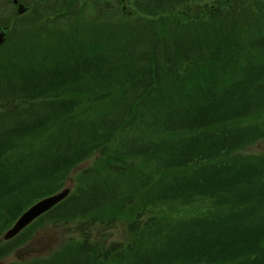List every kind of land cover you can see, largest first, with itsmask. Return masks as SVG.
Instances as JSON below:
<instances>
[{"label":"trees","instance_id":"1","mask_svg":"<svg viewBox=\"0 0 264 264\" xmlns=\"http://www.w3.org/2000/svg\"><path fill=\"white\" fill-rule=\"evenodd\" d=\"M126 1L133 16L121 0H25L30 13L0 17L13 22L0 46V261L25 242L4 231L71 180L28 230L76 234L6 264H264V153L247 151L264 140V0ZM180 203L190 218L164 222ZM147 212L164 213L155 229L140 226ZM119 220L129 245L104 247L94 229Z\"/></svg>","mask_w":264,"mask_h":264},{"label":"rangeland","instance_id":"2","mask_svg":"<svg viewBox=\"0 0 264 264\" xmlns=\"http://www.w3.org/2000/svg\"><path fill=\"white\" fill-rule=\"evenodd\" d=\"M117 5L121 8V5H119L118 3H117ZM14 7L15 6H13L12 3L8 4L7 1L1 0L0 1V17H6L9 15L11 16ZM247 151L250 153H254V154L264 153V140L260 141L258 143H255L253 145H250L247 148ZM92 158L94 159V157H92ZM91 162H92L91 160L88 161V164ZM175 205H178V203H176ZM178 207L183 210L184 215H182L179 219H176L171 214L170 208L167 207L164 209V213H167V216H166L164 222L169 223L172 221H182V220H186V219L190 218L188 215V213L190 212L188 205H184V204L180 203ZM164 213H161V214H154V213H149V212L144 213L139 218L141 220L140 226H142L144 220H148V217H150L151 220H148L150 223L149 226L151 229H155L158 225L159 219L162 217V215ZM115 224H116V225H114L115 227L112 226V227H108V228H103L104 230L102 231V233H100L98 235L96 234L97 231L94 229L93 234L96 235L97 240L100 243H102V242L104 243V241H107V243L104 244V247H106V245H108L109 243L110 244L114 243L115 245L120 244L119 246H122L124 249L125 246L126 245L128 246L130 243L129 237H127L125 235L131 229H129L128 223L125 222L124 220H119ZM58 231H60V235H63L64 237H68V234L71 232V229L69 226H66V225L60 226L58 229H53L49 226L41 224V225H37L32 230H27L25 232V234H23L18 240L19 241L26 240L29 238L30 234H32L33 232H36L34 235L33 241L29 242V243L23 245L22 247H20L19 249H17V251H15L7 259V262H10L11 260L17 261L20 258H24V257L31 258L34 255L41 254L47 248L49 242L52 239V235L53 234L57 235ZM104 249H106V248H104Z\"/></svg>","mask_w":264,"mask_h":264},{"label":"water","instance_id":"3","mask_svg":"<svg viewBox=\"0 0 264 264\" xmlns=\"http://www.w3.org/2000/svg\"><path fill=\"white\" fill-rule=\"evenodd\" d=\"M25 10L26 7L22 3L19 4L18 12L23 13ZM4 39H5V32L0 31V44L4 42ZM68 193H69V189H65L56 195L50 196L48 198L39 201L37 204L32 206L28 211H26L20 217V219L16 222V224L6 232L4 238L9 239L15 236L21 229L27 226L34 218H36L41 213L54 206L56 203L62 200Z\"/></svg>","mask_w":264,"mask_h":264}]
</instances>
